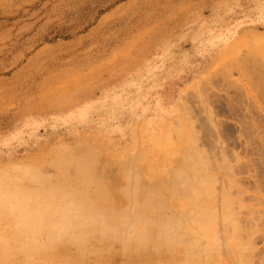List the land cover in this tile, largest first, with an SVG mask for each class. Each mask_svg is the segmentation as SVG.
I'll use <instances>...</instances> for the list:
<instances>
[{"label": "rangeland", "instance_id": "obj_1", "mask_svg": "<svg viewBox=\"0 0 264 264\" xmlns=\"http://www.w3.org/2000/svg\"><path fill=\"white\" fill-rule=\"evenodd\" d=\"M1 166L2 264H264V0H0Z\"/></svg>", "mask_w": 264, "mask_h": 264}, {"label": "clouds", "instance_id": "obj_2", "mask_svg": "<svg viewBox=\"0 0 264 264\" xmlns=\"http://www.w3.org/2000/svg\"><path fill=\"white\" fill-rule=\"evenodd\" d=\"M19 175H9L7 173L0 177V212L28 213V206L33 204L32 196L27 189L22 188L17 180H27L30 183H39L43 177L35 175L28 169H17ZM23 206V207H22ZM36 223H39L40 210L37 207L34 213ZM26 220L31 219L32 215H26Z\"/></svg>", "mask_w": 264, "mask_h": 264}, {"label": "bare ground", "instance_id": "obj_3", "mask_svg": "<svg viewBox=\"0 0 264 264\" xmlns=\"http://www.w3.org/2000/svg\"><path fill=\"white\" fill-rule=\"evenodd\" d=\"M258 16V15H257ZM255 49V48H254ZM257 51V50H256ZM253 52H255V51H253ZM260 52H261V50H260ZM262 53V52H261ZM257 55H258V53H257ZM258 58H259V56H257ZM263 57V56H262ZM261 58V57H260ZM253 59V58H252ZM259 60V59H258ZM241 62V61H240ZM242 64V63H241ZM244 64V63H243ZM258 64H261V61L258 63ZM181 66V65H180ZM251 66H253V65H251ZM138 75V74H137ZM229 75H230V73H229ZM135 77V76H134ZM155 78V77H154ZM156 81V80H155ZM146 84V83H145ZM148 84V83H147ZM117 85V84H116ZM113 86V85H112ZM115 86V85H114ZM131 88V87H130ZM129 88V89H130ZM133 90V89H132ZM128 91V90H127ZM130 91V90H129ZM114 92V91H113ZM110 93V92H109ZM141 93V92H140ZM207 96V95H206ZM105 97V96H104ZM174 102V101H173ZM124 104V103H123ZM173 104V103H172ZM184 105V104H183ZM182 105V106H183ZM188 105V104H187ZM108 106V105H107ZM185 106V105H184ZM183 106V107H184ZM187 107V106H186ZM185 107V110L182 108V110H184V111H187L186 109L188 108H186ZM105 108V107H104ZM130 109V108H129ZM136 109V108H135ZM77 111V110H76ZM130 111V110H129ZM138 111V110H137ZM131 112V111H130ZM132 113V112H131ZM118 114V113H117ZM133 115V114H132ZM179 115V114H178ZM115 118H117V117H115ZM177 119H178V117H176ZM161 119V118H160ZM111 120H112V118H111ZM114 120V119H113ZM121 120V119H120ZM161 120H164V119H161ZM119 121V120H118ZM177 121V120H176ZM118 123V122H117ZM160 124L161 123H163V121H160L159 122ZM178 123L180 124V122L179 121H177V125H178ZM70 124V123H69ZM89 124V123H88ZM78 125V124H77ZM76 125V126H77ZM165 125V124H164ZM65 126V125H64ZM68 126V125H67ZM182 126V125H181ZM161 127V126H160ZM180 127V126H179ZM182 128V127H181ZM66 129V128H65ZM79 130V129H78ZM178 130V129H177ZM182 130V129H181ZM165 131V130H164ZM69 132V131H68ZM159 132H161V131H159ZM182 132V131H181ZM162 133H163V131H162ZM161 133V134H162ZM71 134V133H70ZM154 134H156V133H154ZM160 134V135H161ZM165 133H163V135H164ZM157 136V135H156ZM154 137H155V135H154ZM160 137V136H159ZM156 138V137H155ZM89 142V144H90V141H88ZM88 144V145H89ZM95 145V144H94ZM94 145H91V146H93L94 147ZM162 145V143L156 138V141H155V146L156 147H160ZM71 147V146H70ZM74 147V146H73ZM70 149V148H69ZM141 150V149H140ZM143 150V149H142ZM179 153V149H177L176 151H175V153ZM138 155V154H137ZM135 156V155H134ZM172 160V162H178V158H177V156L176 155H173V158H171ZM15 165V164H14ZM0 171H10V166H8L7 168H5V167H3V166H1L0 167ZM154 184L155 183H151V184H149V186H154ZM140 185H143V186H146L147 184L146 183H140ZM174 199H172L171 201H173ZM180 203V205H181V203H182V201H180L179 202ZM194 204V203H193ZM219 210H220V208H218ZM252 215V214H251ZM254 215V214H253ZM252 215V217H250L252 220H255L253 217L254 216H256V215H254L253 216ZM251 224L252 223H250V226H251ZM253 225V224H252ZM255 226V225H254ZM251 228H252V226H251ZM251 230V229H250ZM254 230L255 229H253V233H252V231H251V235L252 234H254ZM93 231H95V232H83V233H81V235H80V237H81V239H83V241L85 242L87 239H98V235H100L101 234V232H97V231H103V230H93ZM220 245H221V243H220ZM89 246H91V245H89ZM92 246H95L96 247V245H92ZM195 246V245H194ZM194 246H192V247H194ZM187 247H189V246H187ZM223 246H219V248H221V250L224 248H222ZM226 248H227V250H226ZM224 250H226L227 252H225L224 250L222 251V252H225V253H227L228 255H227V257H229V259H230V263L229 264H245L244 262H243V258H242V256L240 255L241 254V250L239 249H237V248H231V247H226ZM184 249H185V247H184ZM181 250V249H180ZM221 250L219 249V253L218 252H216V253H218V254H216L217 256L215 257V255L213 254V255H208L207 253H204V255L203 256H201V257H203V259L202 260H200L199 258V261H201L202 262V264H215V263H217V262H215L214 263V261L216 260L215 258H221V256L223 255V254H225V253H221ZM186 252H188L187 250H185ZM240 251V252H239ZM222 254V255H221ZM119 255H122V254H118V256ZM157 255V254H156ZM103 256H104V254H103ZM123 256V255H122ZM226 257V258H227ZM225 258V259H226ZM102 260H103V258H101ZM214 259V260H213ZM222 259H223V257H222ZM198 261V262H199ZM222 261V260H221ZM223 261H225V260H223ZM1 262H3V261H1ZM106 264H110V263H112V260H110V261H104ZM140 261H136L135 260V263H139ZM156 262L158 263V262H160L158 259L156 260ZM219 262V261H218ZM227 262V261H226ZM190 263V262H189ZM195 263H197V262H195ZM194 262H191V264H195ZM0 264H2V263H0ZM4 264V263H3ZM5 264H7L6 262H5ZM17 264V263H16ZM82 264H85V262H83ZM198 264H200V263H198ZM218 264H224V262H219Z\"/></svg>", "mask_w": 264, "mask_h": 264}]
</instances>
